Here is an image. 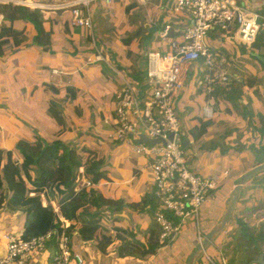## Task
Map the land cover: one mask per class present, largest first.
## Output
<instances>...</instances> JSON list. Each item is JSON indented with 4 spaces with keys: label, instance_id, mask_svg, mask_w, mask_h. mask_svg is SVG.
Wrapping results in <instances>:
<instances>
[{
    "label": "crops",
    "instance_id": "obj_1",
    "mask_svg": "<svg viewBox=\"0 0 264 264\" xmlns=\"http://www.w3.org/2000/svg\"><path fill=\"white\" fill-rule=\"evenodd\" d=\"M29 1L40 4L51 2V0ZM174 2L175 0H110V2L106 0H96V4L94 3L95 13L93 16L94 30L93 33H91V36L92 34H94V36H92V39L89 40L87 37V33H90L88 30L78 27L72 28L68 26L67 22H65V25H62L66 33H63L59 38L53 39L55 29L50 31L51 29L49 30L48 28L49 25L47 26V24H44L45 32L41 34L42 36H39L46 40L44 47L41 46L42 44H36V40H38L39 37L38 31L33 24L22 20L14 21L13 27L17 30L24 31L26 44L24 46H19L18 49H16L13 44H8L5 48L4 55L0 56V93L4 94L6 91L8 92L10 89H6L10 85L14 87V92L20 89V71H18V69H21L24 63H26L25 59L30 62L29 67L38 69L31 71L29 68V71L30 74L36 71L40 73L39 81L42 82L40 85L43 91L47 90V86L53 88L49 84L52 83L50 81L53 78V73L48 76L50 70L60 71V74H64L66 77L68 75L79 74V69L77 71V68L81 67L82 64L77 65L74 63L71 67L60 65V67L55 66L56 68H54L50 56L58 52H74L75 48L72 47V50L68 49L67 43L70 42L73 44V42L76 41L75 36L77 34L82 36L84 35L83 33H85V40L93 43L96 53L94 54L91 50H86V58L89 61H95L93 63H95L94 65L99 69L98 63L104 60L96 61L97 56H103V59L106 58H104L105 55L108 56V53L104 52L107 49L103 48L106 35L101 24V19L105 17L103 13L110 12L109 9L113 5H126L125 12L131 16V18H129L132 25L135 26L136 23H139L138 25H140V28L143 29L145 33L148 32L151 26H159V30L153 34V38L145 45L147 46L144 51L145 55L150 51L166 48L164 42L159 38V33L164 29L161 28L160 24H170L175 29H178L183 24L187 23L186 17L175 12ZM239 2L245 4L246 0H239ZM129 7L133 8L127 11ZM3 18L4 17L0 14V28L4 24L9 25L8 22H4ZM41 40L43 41V39ZM55 41H60L61 44L55 46ZM209 43L213 53L216 52V54H220L223 68L229 72V75H233L231 82L233 80L241 82L245 76L252 75L255 77L254 79L259 80L260 95L264 97V64L253 56V54L264 56V45H261L260 48L256 50H253L252 47H249V49L245 46H240L239 43L241 42L237 40L234 33L225 35L212 34ZM142 44L143 40L138 44L139 51L134 52L135 54L143 55V52H141ZM253 44L249 45L252 46ZM109 52L111 53H109L110 58H114H111L112 62H109V66L118 74L119 81L116 82L114 86L111 85V78L103 75L99 70L101 75L104 76V80L106 82L109 80V85L108 87L104 85L101 88V95L99 97L94 99L95 96H92L93 98H91L94 103H97V113L103 122V126L101 127L107 132V134L104 133V137L98 138V142L105 145V152L103 155L106 159L101 158L104 159V161L102 160L104 178L96 185V188L104 197L124 203L125 208L120 213H112L106 210V207L101 209V218H99V220L102 228L100 235L105 236L111 242L105 252L100 251L96 241L83 239L81 232L78 231H76L74 234L75 236L72 237L73 249L85 258V264H185L189 254L199 245L198 233L200 232L201 235L204 233L203 237H205L218 223H220L228 206L236 179L243 176L255 166L264 163V155L260 152V135L254 127L255 125H261L260 115L264 117V106L259 98L254 95L253 89L249 92L244 89L242 92L240 91L238 93L237 96L241 94L245 96L247 93L251 98V101H249V99H246L247 97H243L239 102V106L228 101L229 97H227L226 94L219 95L218 92H215L218 95L212 94L214 97V117L211 119V124L203 130L204 127L202 123H204L206 119H204L203 116L202 118L199 116V111L197 110L195 113L188 114L185 110L187 101L184 95H186L185 89L188 85L191 86V95L195 96L194 101L201 102V109L209 100V96L205 93L203 86H197L195 84V77L201 72H197L196 70L201 67V64L197 63L190 68V70L193 71L188 72L184 90L176 103L178 115L180 113V115L184 116V119L189 124L187 125L188 136H186V138L189 139V143L188 147H185L190 151V153H187L189 156V164L191 169L198 174L221 177L222 186L213 192L207 202L201 207L197 226L192 220L185 222L173 240L164 243L159 242L157 237L159 226H156L153 221V215L150 213L155 202L151 197L152 178L147 168L146 159L134 155L129 147L123 143L113 141L108 137L110 133L109 130L112 129L115 120L114 103L115 95L119 90L118 88L122 85V80L132 82L129 77V71L125 70L126 68L122 70L117 69L116 62L120 64L121 62L116 60L118 57H116L115 52ZM74 55L75 57L78 56L77 54ZM127 56L129 57L128 53ZM75 57H72V61L74 62H76ZM244 58L252 60L253 64L251 63L248 65L251 69L247 70L245 66H242L241 62L245 60ZM201 68L205 69V67ZM11 69L14 74L10 78L8 74L12 73ZM43 72H45V74ZM32 82L36 85L34 81ZM199 84H201L200 81ZM65 86L66 88L73 87L77 90L75 101L71 102L70 99L67 100L68 96L66 97V92L68 91L67 89H63ZM53 89L58 90L59 93L64 92L62 95V103L67 105L66 110L63 106L58 105L52 98L49 100V104H51L52 101L56 103L64 119L65 131L60 135V140L66 143H79L78 145L80 146L81 144L78 140H80L82 136H85L86 132H83L84 129L75 128L79 127L78 120L74 118L68 107L71 109L70 105L72 103L79 105L83 100L81 89L73 84L59 85L57 88ZM7 94L9 93H6L5 96ZM5 96L0 98V102H3L6 98L9 100L10 97ZM15 96L16 94L12 96V100H18L20 102ZM107 98L108 103L106 102L105 105L100 108L101 102H98V100L104 99L105 101ZM0 107H4V105H0ZM245 108L251 110L254 115L247 117L243 112ZM94 110L96 112V107ZM183 110H185L184 113ZM90 115L94 117V114L91 113ZM180 115L179 119L181 122ZM50 121L55 124H53L52 127L54 129L56 127L57 129L58 125L56 122L54 120ZM199 131H202V133L199 134ZM208 137L210 138L209 141ZM45 142L48 141L46 140ZM217 145L223 147V152H220L221 155L215 153L217 151ZM85 165L86 162L84 161L83 166L80 168L84 169ZM145 201L148 202V204L145 205ZM141 202L142 205L140 207H127L132 203ZM90 210L91 208L89 206H84L82 208L84 212ZM65 224L68 226L70 223L65 222ZM4 231L22 232L24 231V227L11 225L8 228H0V233ZM151 246L156 247L154 253L148 252L151 250ZM205 251L215 263L264 264V172L256 175L242 187L229 224L226 226L224 232H222L216 241ZM1 253L2 250H0V254ZM46 257L44 258L46 262L52 264L50 256ZM39 258L31 264H44ZM215 263L206 260L203 256H200L195 262V264Z\"/></svg>",
    "mask_w": 264,
    "mask_h": 264
},
{
    "label": "built area",
    "instance_id": "obj_2",
    "mask_svg": "<svg viewBox=\"0 0 264 264\" xmlns=\"http://www.w3.org/2000/svg\"><path fill=\"white\" fill-rule=\"evenodd\" d=\"M96 0H60L59 3H32L29 0H0L30 9L68 11L72 26L93 33L90 6ZM110 2V0H106ZM144 1V0H140ZM176 13L187 18V23L175 29L167 24L159 33L166 48L148 52L146 73L140 85L122 80L115 95V120L108 137L123 143L131 152L146 159L152 178V196L158 207L153 220L160 227V242L173 238L188 220H198L201 207L222 186L219 176H203L191 169L189 156L183 145L184 132L176 108L188 72L201 61L200 82L209 96L202 107V116L214 117L215 87H228L233 75L223 68L220 54L213 53L209 43L212 34L234 33L242 43H255L264 34V0H176ZM178 33L172 36L171 32ZM219 32V33H218ZM97 56L96 61L100 60ZM145 136L158 141L150 145L140 142ZM82 187L91 188L92 182L79 169ZM55 211L58 210L57 206ZM67 226V225H66ZM22 232L0 233V264H31L37 258L52 264H85V258L74 251L72 237L52 231L46 235L25 239ZM204 237L198 233V244ZM206 260L211 258L203 251ZM46 257V259H44Z\"/></svg>",
    "mask_w": 264,
    "mask_h": 264
},
{
    "label": "trees",
    "instance_id": "obj_3",
    "mask_svg": "<svg viewBox=\"0 0 264 264\" xmlns=\"http://www.w3.org/2000/svg\"><path fill=\"white\" fill-rule=\"evenodd\" d=\"M132 8L129 7L127 11ZM0 14L4 17V22L9 23V25L4 24L0 28V56L4 55L3 46L9 44L10 39H12L14 46H21L26 41L24 33L13 27L14 21L22 20L33 24L38 31V37L45 32V22L40 20L38 9L32 10L12 4H0ZM160 25L161 28H164L167 24ZM158 30V25L151 26L146 33L140 28L133 35L124 38L123 42L126 45H130L136 38L141 36V40H143L141 45L143 55L128 52L132 62L129 77L134 86H139V83L144 80L147 64V54H144L147 47L145 45L148 44L153 38V34ZM171 35L177 36L178 33L172 31ZM92 36L91 34L88 36L89 40L92 39ZM261 45H264L263 33L252 45V49L256 50ZM41 46L44 47L45 44ZM91 52L96 53L94 48H91ZM116 65L119 70L124 68L118 62H116ZM254 78L252 75H248L241 82L233 80L228 87H215L213 93L214 95L226 94L229 97L228 101L239 106V102L243 97H247L246 99H249V101H251V98L247 93L245 96L244 94L237 96L238 93L244 89L248 92L253 89L254 95L259 98L264 106V97L260 95L259 91V80ZM121 86H118V89ZM66 89L69 92L67 100L73 101L77 90L73 87H67ZM55 91L58 92V90ZM215 92H218V94ZM243 112L247 117L254 115L251 110L246 108ZM49 114L58 127H63L62 129L65 131L63 116L53 101L50 104ZM260 122L261 125H255L254 127L260 135V152L264 155V117L262 115H260ZM210 124L211 119L205 120L202 123L203 130ZM201 133L202 131H199V134ZM17 150L20 159L14 157L10 151H6L4 156L0 154V220L6 222V227L8 228L11 225L24 227L23 237L25 239L43 236L55 230L71 238L78 231L81 232L83 239L96 241L100 251L105 252L111 242L105 236L100 235L102 228L99 220L101 209L106 207V210L112 213H120L124 210L125 205L121 201L108 199L98 192L96 185L104 178L102 172L103 161L92 158L86 162L75 142L66 143L60 139L50 143L44 140H38L35 143H19ZM84 161L86 162L84 167L85 176L94 186L89 190L82 189L79 192H74L75 180ZM41 195L46 198V206L41 202ZM151 197L155 202L150 210L152 214L155 213L158 202L152 196V193ZM54 202L57 203V211L53 206ZM144 204L146 205L148 202L145 201ZM141 205L142 202L126 206L137 208ZM84 206H89L91 210L88 212L82 211ZM65 222L70 224L66 226ZM156 226L158 227L157 224ZM158 229L157 237L160 242V227ZM155 251L156 247L151 246V250L148 252L154 253Z\"/></svg>",
    "mask_w": 264,
    "mask_h": 264
},
{
    "label": "rangeland",
    "instance_id": "obj_4",
    "mask_svg": "<svg viewBox=\"0 0 264 264\" xmlns=\"http://www.w3.org/2000/svg\"><path fill=\"white\" fill-rule=\"evenodd\" d=\"M12 1H17V0H12ZM51 2L52 3L56 2L59 4L61 3L60 0H51ZM95 2H93L90 6L91 12L93 14L95 13L94 11V5L96 4ZM32 3H35V2H32ZM174 5H175V2H174ZM125 7L126 5H119V4L113 5L109 9L110 12L103 13L105 17L101 19L102 20L101 24L103 26V29L106 35L105 36L106 38H104L103 48L107 49L104 52H107L108 56L105 55L104 56V58L106 57L105 59H103V56H100L101 57L100 60H104V61L98 63L99 69L98 67L94 65L95 63L93 62L95 61H89L86 58L87 57L86 50H91V48H94L93 47L94 45L93 43L87 42L85 40L86 38L85 33H83L84 35L82 36L78 34L75 36V39H76V41H74L75 44L74 42L73 44L70 42L67 43L68 49L72 50V47L75 48L74 52L72 53H59L58 52L59 55L58 53H56L57 55L54 53L50 55L53 61L54 68H56L55 66L60 67V65L71 67L72 65H74V63L77 65L82 64L81 67L77 68V71L79 69V74L68 75L66 77L64 74H60V71L50 70V73L48 74V76L51 73H53V76H52L53 78L50 77L52 78V80L50 81L52 83H49L53 88H57L59 85L73 84L75 86H78L79 89H81L83 100L79 103V105H75V103H72L70 105L71 109L69 107L68 109L73 114L74 118L78 120L79 127H75V128L84 129L83 132H86L85 136H82V138L78 140L81 145L79 146L78 145L79 143H77V146H79L80 154L84 156L86 162L87 160H90L92 158L100 159L103 161L104 159H101V158L106 159V157L103 155V153L105 152V148H104L105 145L100 144L98 142V138L104 137V133L107 134V132L101 127L103 126V122L101 121L100 116L97 113L98 111L97 106H96L97 103H94L91 100V98H93L92 96H95L94 99L99 97L101 95V92H100L101 88L104 85L107 87L109 85V80L108 82H106L104 80V76L101 75L100 71L103 73V75L109 76L111 78V85L114 86L116 82L119 81L118 74L114 73V70L112 69V67L109 66V62H112L111 58L114 59L113 57L110 58L109 51L115 52L116 57H118L116 60H119V62H121L124 68H126L125 70H128V71H130L131 69L132 62H131V59L129 58L130 56L129 57L127 56V53L128 52L134 53V52L139 51L138 44L141 43V37L136 38L130 45H126L123 42L125 37H128L134 34V32L138 28H140V25H138L139 23H136L135 26L132 25V22L130 20L131 16L126 14ZM38 11L40 12V17H41L40 20L45 22L47 26L49 25L48 27L49 30L51 29L50 31H52L53 29H55L53 39L59 38L63 33H66L65 28H62V25L63 24L65 25V22H67L68 26L74 28V26H72L70 22V14L68 11H58V10L51 11V12H47L48 10H38ZM22 32L24 33V31ZM90 34L91 33H87V37ZM41 39H43V41ZM45 41L46 40L43 37H39V39L36 40L37 42L36 44H45L46 43ZM9 44H13L12 39L9 40ZM25 44H26V41L21 46H24ZM59 44H61L60 41L54 42L55 46L56 45L59 46ZM165 45L167 46V44ZM239 45L245 46L246 48L252 47L248 43H242V42L239 43ZM7 46L8 44L3 46L4 50ZM18 47L19 46H15L16 49H18ZM39 48L41 49L40 46ZM73 53L77 54L78 56L75 57ZM72 57H75L76 62L72 61ZM25 62L26 63H24L21 69H18V71H20L19 72L20 73L19 82L21 85L20 89L16 90L18 93L16 91L15 92L13 91L14 87L11 85L6 89V90L10 89L8 90V92L6 91L4 94L0 93V98L4 97L6 93H9V94H7L5 97L7 96L10 97L9 100H7L6 98L3 102H0V105H4V107H0V154H2V156H4L6 151L7 152L10 151L14 157L19 158L20 156L18 155V150H17V146L19 145V143H35L36 141H38V139H40L41 141L47 140L50 143L56 139H60V135L64 132L62 129L63 127H58L57 129L56 127L55 129L52 127L54 123H52V121L50 120H54V119L49 114L50 98L55 100L58 103V105L63 106V108L67 110V105L62 103L63 102L62 95L64 94V92L63 93H59V91L56 92L55 89L49 86H47L48 88L46 91L45 90L43 91V88L40 85V83L42 82L39 81L40 73L36 71L33 74H30V71H29V68L31 71L38 70V69L37 68L32 69L31 67H29L30 62L27 59H25ZM197 63L201 64V67H203L201 61H198ZM251 63L253 64L252 60H248V59L242 60L241 62L242 66H245L247 70L251 69V67L248 66ZM201 67L197 69L196 71L197 72L201 71L202 70ZM11 72L12 73L8 74V77L10 78L14 74L12 69H11ZM43 73L45 74V72ZM202 75L203 73L199 72L195 77L196 78L195 84L197 86L198 85L201 86L199 84V81L202 78ZM32 81H34L36 85ZM0 88H1V85H0ZM63 89L66 90V86ZM185 90H186V95L184 96H185V100L187 101L186 109H185L186 112L190 114V113H195L198 110L199 111L198 114L202 118L201 102L194 101L195 96L191 95L190 85L186 86ZM66 93H67L66 94V97H67L69 92H66ZM14 94H16L15 97H17L20 100V102L18 100H15V101L12 100V96ZM75 99H76V96H75ZM75 99L73 101H75ZM103 101L104 99L98 100V102H101L100 108H102L106 102L108 103V98L104 102ZM61 103L64 105H62ZM94 106L96 107V112L94 110L95 109ZM185 110H183V113ZM91 113L94 114V117L90 115ZM180 118H181V122L183 125L182 128L184 132V137L186 138L187 131H188L187 125L189 124L184 119V116L180 115ZM71 119H72V116H71ZM109 132H111V130H109ZM100 139H103V138H100ZM209 140L210 138L208 137V141ZM204 142L207 143L206 141ZM216 149L217 151L215 153L221 155L220 152H223L222 150L223 147L220 145H217ZM185 150H186V153H190L188 148H185ZM80 187H82V181H81V176L80 177L78 176L75 180V186H74L73 191L79 192L80 190L84 189ZM89 189L90 188H87L86 190H89ZM41 202L43 205L45 206L47 205V201L44 195H41ZM56 205L57 203L54 202L53 206H56ZM152 215L154 216V213H152ZM198 220H199V216H198ZM198 220H192L195 222L194 224L196 226L198 225ZM5 223L6 222L4 220L3 221L0 220V228H5L6 227ZM200 256L202 257L203 255H200ZM203 258L205 257L203 256ZM211 262L215 263L212 260ZM216 263L221 264V262H216Z\"/></svg>",
    "mask_w": 264,
    "mask_h": 264
},
{
    "label": "water",
    "instance_id": "obj_5",
    "mask_svg": "<svg viewBox=\"0 0 264 264\" xmlns=\"http://www.w3.org/2000/svg\"><path fill=\"white\" fill-rule=\"evenodd\" d=\"M254 57H256L259 61H261L264 64V56H261L259 54H253ZM140 142L153 145L157 143L158 141L155 140H148L145 136H142L139 140ZM189 139L184 138L183 145L184 147H188ZM264 172V163H261L248 172H246L243 176L239 177L235 181L234 189L232 190L228 206L226 208V211L220 221L203 239L202 243L199 244L187 257V260L185 264H195V262L198 260L200 255L203 251L208 249L218 238V236L224 232L226 226L229 224L233 213L235 206L237 204L240 192L242 190V187L245 186L250 180H252L256 175L261 174Z\"/></svg>",
    "mask_w": 264,
    "mask_h": 264
},
{
    "label": "clouds",
    "instance_id": "obj_6",
    "mask_svg": "<svg viewBox=\"0 0 264 264\" xmlns=\"http://www.w3.org/2000/svg\"><path fill=\"white\" fill-rule=\"evenodd\" d=\"M45 206V205H44Z\"/></svg>",
    "mask_w": 264,
    "mask_h": 264
}]
</instances>
